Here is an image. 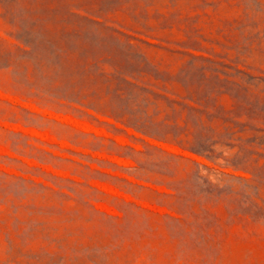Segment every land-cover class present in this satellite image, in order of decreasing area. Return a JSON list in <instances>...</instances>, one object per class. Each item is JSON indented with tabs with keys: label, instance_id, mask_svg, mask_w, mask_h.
<instances>
[{
	"label": "rangeland",
	"instance_id": "obj_1",
	"mask_svg": "<svg viewBox=\"0 0 264 264\" xmlns=\"http://www.w3.org/2000/svg\"><path fill=\"white\" fill-rule=\"evenodd\" d=\"M0 264H264V0H0Z\"/></svg>",
	"mask_w": 264,
	"mask_h": 264
}]
</instances>
